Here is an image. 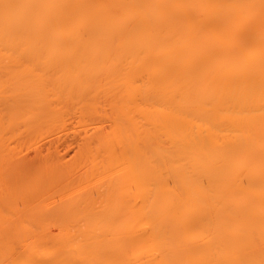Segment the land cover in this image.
<instances>
[{
	"label": "bare ground",
	"instance_id": "obj_1",
	"mask_svg": "<svg viewBox=\"0 0 264 264\" xmlns=\"http://www.w3.org/2000/svg\"><path fill=\"white\" fill-rule=\"evenodd\" d=\"M12 236L47 264H264V0H0Z\"/></svg>",
	"mask_w": 264,
	"mask_h": 264
},
{
	"label": "rangeland",
	"instance_id": "obj_2",
	"mask_svg": "<svg viewBox=\"0 0 264 264\" xmlns=\"http://www.w3.org/2000/svg\"><path fill=\"white\" fill-rule=\"evenodd\" d=\"M74 125H75V118L74 117L68 118L63 126L57 125L43 132L41 136L38 137L37 139L28 140V143L24 144L23 152L27 155V157L28 156L34 157V154L37 149H40L42 151L46 150V146L48 145V142H46L45 140L51 139V141L53 140L55 141L56 137L59 135H65V136L71 135L72 132L78 131V130H74ZM35 146H38V148L36 149ZM67 151L69 152V154L68 152L66 153L67 156H70L73 153L72 148H69ZM0 240L2 241L0 243V264H39V262H41L40 264H47L43 261H39V259H41V255L36 254L34 256H31L32 254H29L30 248H28V246H25L28 243L27 238L26 240L25 239L23 240L22 237L12 236V237H1ZM21 240L23 242L26 241L27 243L26 242L23 243ZM3 242L4 244H2Z\"/></svg>",
	"mask_w": 264,
	"mask_h": 264
}]
</instances>
